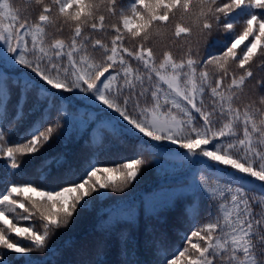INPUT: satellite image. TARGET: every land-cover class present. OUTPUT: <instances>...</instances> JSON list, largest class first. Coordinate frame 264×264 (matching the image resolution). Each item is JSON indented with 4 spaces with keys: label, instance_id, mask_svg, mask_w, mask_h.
I'll return each mask as SVG.
<instances>
[{
    "label": "snow or ice",
    "instance_id": "6c2138e0",
    "mask_svg": "<svg viewBox=\"0 0 264 264\" xmlns=\"http://www.w3.org/2000/svg\"><path fill=\"white\" fill-rule=\"evenodd\" d=\"M24 11L0 0V264H53L33 253L60 252L56 236L118 200L127 212L105 209L113 223L98 218L96 229L105 240L77 262L106 264L111 230L138 226L127 202L138 176L165 159L189 170L188 230L171 252L164 233L146 241L150 264H264V0H27ZM170 32L183 40L178 55ZM81 130L95 136L78 175L66 152L42 154L28 174L54 135L67 149ZM129 141L134 156L101 163ZM174 196L161 208L141 200L145 219L164 223ZM118 237L121 264H143L130 232Z\"/></svg>",
    "mask_w": 264,
    "mask_h": 264
},
{
    "label": "trees",
    "instance_id": "16d2710c",
    "mask_svg": "<svg viewBox=\"0 0 264 264\" xmlns=\"http://www.w3.org/2000/svg\"><path fill=\"white\" fill-rule=\"evenodd\" d=\"M12 2L16 7L15 0H12ZM9 107L11 109V105H9ZM23 131L24 129L21 128L20 132ZM94 136V132L88 133L87 131L81 130L77 135L79 143H70L67 149H65L61 142L57 140L54 135L53 138L46 144L47 146H45V150L42 148L40 153L35 154L37 159L30 161L29 167L27 169L28 174H33L32 169L40 163V160L43 158L42 154L51 157L57 155V153L66 152L69 165L77 170L78 175L82 170L84 162L88 159L93 151L92 148L85 147L84 145L86 142L90 141L91 137ZM15 138L16 136L14 135L9 139L15 140ZM52 144L57 145L53 147ZM135 154L134 141H129L124 146H113L107 151L100 153V160L103 165H111L114 161H118L122 157H132ZM150 163L153 170V174L151 175L153 176L152 180L146 183L135 185L137 190L131 192L127 197L128 204H135L138 209V226L121 222L111 230V235L106 240V264H121V241L118 237V234L125 229L130 232V239L127 243L129 251L131 252L134 246L136 257L142 261L143 264H150V262L153 260L150 257L149 246L146 245V241H152L154 237L158 239L161 234L164 233L166 234L164 243L168 252H171L174 246L183 244V241L180 239V235L188 230V225L186 222L182 221L181 217L184 213L185 203L187 202L192 190L189 170L177 165L176 162H170L167 159L161 160L158 165L155 161H150ZM63 170L64 169H61V171ZM2 175L3 171L0 169V176ZM184 181H188L189 183L186 184ZM18 182L22 183V181L19 180ZM215 183L216 182L214 180L210 181L209 187L215 186ZM0 187H2V184H0ZM172 193H175L173 199L176 200V207L175 209L161 210L160 215L166 218L164 223H159L152 217L145 219L143 208L140 206L141 200L153 197V205L161 208L169 196L172 195ZM88 199L91 198L89 197ZM100 204L101 202L97 203L93 209L85 212L79 220L75 221L72 227H70L67 231H62L51 241V244L54 245L56 249H59L60 252L56 253L55 255H48L47 252H39L33 253V256L43 257L46 260L52 261L53 264H56L57 261H59L60 264H67V258L63 254V251L72 247L71 256H68L69 259L74 261L71 264H77L79 261L94 259L97 242L105 240L104 233L96 230L98 218L103 219L106 225H111L113 223L112 217L103 215L105 209L115 208L117 205H119L123 212H127V207L125 204L118 200L105 204L104 207H101V209H97V206ZM210 210L211 208L209 202L207 200L203 201L201 217L207 216ZM255 210H258L257 205H254V211ZM27 223L28 222H25V225ZM149 224L155 229L154 233H147L145 231ZM177 229L180 230L179 235L177 234ZM132 238L135 240V245H133L131 242ZM140 238L143 239L142 248L136 245L137 240ZM68 240L72 242L71 246L65 247V241ZM152 247L153 252L155 250V245H152Z\"/></svg>",
    "mask_w": 264,
    "mask_h": 264
},
{
    "label": "rangeland",
    "instance_id": "374dc122",
    "mask_svg": "<svg viewBox=\"0 0 264 264\" xmlns=\"http://www.w3.org/2000/svg\"><path fill=\"white\" fill-rule=\"evenodd\" d=\"M15 4H16V8H19L21 10L22 14H25V15L27 14L24 11L25 8L27 7V0H15ZM33 18H34V15L32 17H30V19H33ZM58 35H60V34H58ZM62 35L64 36L65 39H67L68 36H69V33L66 30ZM167 43L171 47V50L173 51V54L174 55H178L180 53V50L184 47V44H183V40L182 39L176 40L175 41V44H173V40L171 38V32L169 33V38L167 40ZM56 145L57 144H52L53 147H55ZM45 146H47V145L46 144L44 145V147H43L44 150H45ZM152 174H153V170H152L151 163H150L146 168H143L142 169L141 175L138 176V180H139V183L138 184H140V183H146V182H149L150 180H152V178H153V176H151ZM135 185H137V184H135ZM135 190H137L136 187L131 192H134ZM93 195H95V193ZM117 195H122V194H117V193H114L113 194V196H117ZM110 202H112V200L105 199L103 202H101L100 205L97 206V209L98 208L101 209V207H104L105 204H108ZM136 245L138 247H141L142 248L143 247V239L142 238L138 239L137 242H136ZM144 247H146V246H144ZM70 248H67L65 251H63V254L67 258V262H68L67 264H71V263L74 262L72 259H69L68 258L69 255L71 256V252H72V247H70ZM152 248H153L152 246H149V252H150V257L152 259H154V255H153L154 251L152 252Z\"/></svg>",
    "mask_w": 264,
    "mask_h": 264
}]
</instances>
